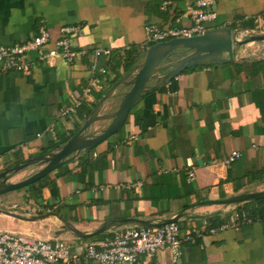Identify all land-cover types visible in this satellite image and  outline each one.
<instances>
[{"label": "crops", "instance_id": "1", "mask_svg": "<svg viewBox=\"0 0 264 264\" xmlns=\"http://www.w3.org/2000/svg\"><path fill=\"white\" fill-rule=\"evenodd\" d=\"M197 1L0 0L5 45L32 39L44 27L52 49L62 27H78L72 61L56 56L27 73H0V171L57 152L130 71L124 66L129 51L139 52L135 65L152 46L147 26L189 27L188 9ZM210 9L216 18L205 23L207 30L232 27L239 37L264 31V0H215ZM119 102L103 101L87 133L105 129ZM71 106L72 113L61 114ZM233 150L242 156L225 163ZM45 165L35 160L8 181ZM47 175L38 192L23 187L0 195V210L41 216L0 212V231L64 240L75 249L113 236L119 228L93 234L106 223L158 222L185 210L193 218L180 220V237L190 232L194 240H183L177 258L162 248L136 264H264V218L249 214L264 197L218 202L264 192V41L238 48L234 60L187 66L166 82L154 78L115 134ZM70 226L92 235L80 238Z\"/></svg>", "mask_w": 264, "mask_h": 264}, {"label": "built area", "instance_id": "2", "mask_svg": "<svg viewBox=\"0 0 264 264\" xmlns=\"http://www.w3.org/2000/svg\"><path fill=\"white\" fill-rule=\"evenodd\" d=\"M215 0H198L196 7H190L188 13L192 20L189 27L159 29L148 25V42L157 44L178 37H192L204 33L205 23L216 18V12L210 9ZM78 27L64 26L60 37L53 42V48L46 45L52 41L49 31L41 27L37 35L23 43L5 45L0 41V73L30 72L37 61H48L61 56L68 61L74 59L71 51V36ZM101 51H97L99 55ZM74 107L61 111L69 115ZM242 156L233 150L225 163L231 164ZM191 179L194 171L188 172ZM243 217L247 219L244 214ZM181 225L172 222L155 227L127 226L113 232V236L101 243H86L73 248L64 240L31 239L8 231H0V264H136L141 256L152 257L162 248H168L177 258L180 255L183 240H194L189 232L182 239ZM212 228L211 232H215Z\"/></svg>", "mask_w": 264, "mask_h": 264}, {"label": "water", "instance_id": "3", "mask_svg": "<svg viewBox=\"0 0 264 264\" xmlns=\"http://www.w3.org/2000/svg\"><path fill=\"white\" fill-rule=\"evenodd\" d=\"M239 32L240 30L224 26L217 29L206 30L200 35L173 38L168 41L152 45L142 54L140 60L138 61L139 63L135 64L125 76L121 77V79L112 85L110 90L102 97L101 101L97 105V108L92 111L90 117L85 121L81 129L57 152L37 157L38 159L24 161L20 164L0 171V195L31 185L45 175L54 171L60 165L64 164L71 154L77 153L82 149L91 148L115 134L125 123L134 103L138 100L142 92L145 91L150 81L154 78L166 82L187 66L201 62L211 63L234 60L238 48L250 42L264 41V31L251 32V34L246 37H239ZM176 50H183L182 53L184 55L180 56L176 60H171L170 56ZM187 53L189 54L185 56ZM224 56H227V59L224 58ZM159 73H163L162 77H159ZM130 75H134V77L127 81ZM118 89L121 92H117ZM112 97H120V102L115 111L106 116L108 118H112L111 123L105 129L87 133L88 128L96 120V111L98 106H100V104H102V102L107 98ZM35 160H42V162L46 163V165L22 181L14 183L8 181V179L18 170L23 169ZM263 197L264 192H256L251 194H242L240 196L218 202L232 204L248 199H259ZM202 204L206 203L203 202ZM0 212L25 220H36L41 218V216L25 217L11 210H0ZM183 217L186 219L193 218L188 216L185 213V210L181 211L174 217L163 219L158 222L130 218L106 223L93 234L104 232L108 229H117L125 225L155 227L172 222H180ZM69 228L80 238H87L92 235L84 233L73 226H70Z\"/></svg>", "mask_w": 264, "mask_h": 264}, {"label": "trees", "instance_id": "4", "mask_svg": "<svg viewBox=\"0 0 264 264\" xmlns=\"http://www.w3.org/2000/svg\"><path fill=\"white\" fill-rule=\"evenodd\" d=\"M154 45V44H151ZM126 60H125V69L127 71L131 70L134 67V63L136 62V59L139 57V52L136 51L135 49H132L129 51L128 55H126ZM101 98V95L98 97V99ZM95 105V104H94ZM91 108L88 110L87 115L91 114L92 112ZM48 180V175H45L41 179L37 180L36 182L32 183L31 185L27 186L30 189L34 190L35 192H38L41 190L42 187H44L47 184ZM35 195V193H34ZM251 213H249L251 216L254 218L260 217L264 218V199H259L256 202H254L252 209H250Z\"/></svg>", "mask_w": 264, "mask_h": 264}, {"label": "rangeland", "instance_id": "5", "mask_svg": "<svg viewBox=\"0 0 264 264\" xmlns=\"http://www.w3.org/2000/svg\"><path fill=\"white\" fill-rule=\"evenodd\" d=\"M182 52H183V50H176V51H174V52L171 54L170 59H171V60H176V59H178L180 56L184 55ZM189 53H190V52H189ZM189 53L185 54V56L188 55ZM133 77H134V75H130V76L128 77L127 81H128V80H131Z\"/></svg>", "mask_w": 264, "mask_h": 264}]
</instances>
